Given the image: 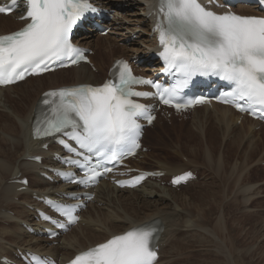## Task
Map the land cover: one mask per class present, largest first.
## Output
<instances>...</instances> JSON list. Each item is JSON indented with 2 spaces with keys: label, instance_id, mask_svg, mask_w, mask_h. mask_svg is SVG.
Here are the masks:
<instances>
[{
  "label": "snow or ice",
  "instance_id": "obj_1",
  "mask_svg": "<svg viewBox=\"0 0 264 264\" xmlns=\"http://www.w3.org/2000/svg\"><path fill=\"white\" fill-rule=\"evenodd\" d=\"M25 4L21 19L28 20L26 26L0 35V86L86 59L71 36L86 13L97 11L89 0H25ZM16 5L17 0H11L10 6H0V14L10 15ZM158 14L161 19L154 31L162 48L159 55L166 72L178 77L174 87L137 78L127 62L118 61L112 78L101 86L82 85L45 93L42 104L46 107L35 121L34 136L67 137L59 139L71 153L65 163L81 169L85 177L77 180L72 174L61 173L69 182L87 186L114 170L107 165L135 154L142 135L140 119L151 124L155 116L134 97L148 99L155 95L177 111L206 103L204 98L185 101L180 96L196 76H214L227 82L231 90L224 92L220 101L253 116L259 113L258 118L264 119V17L217 14L200 0H159ZM141 84L151 85L156 92L135 91L134 86ZM144 178L141 175L119 183L121 187H135ZM55 207L69 223L78 221L75 208ZM154 240L151 227L134 228L78 254L71 264H155ZM30 260L31 264H46L35 255Z\"/></svg>",
  "mask_w": 264,
  "mask_h": 264
},
{
  "label": "bare ground",
  "instance_id": "obj_2",
  "mask_svg": "<svg viewBox=\"0 0 264 264\" xmlns=\"http://www.w3.org/2000/svg\"><path fill=\"white\" fill-rule=\"evenodd\" d=\"M150 2L151 0H126L121 5L104 3L114 9L121 8L120 11L125 12V16L119 19L115 34L105 38V43L87 40V44L96 51L93 60L99 71L98 75L100 73L103 74L107 63L111 62L117 55L129 58H142L145 55V58H147V55L152 51V46L155 42L149 37L150 19L147 18ZM135 9L137 12H134ZM15 18V16H0V33H8L10 30L21 26L22 23H17ZM137 31L142 33L140 39L128 41V38ZM100 43L105 45L101 48L102 52L99 49ZM112 46H115L117 51L111 50ZM43 78H48V81L43 83ZM33 81H36V83H34L35 85L32 88L25 86L24 89H20L18 92H4L21 88L23 85L32 86ZM101 81L102 78L97 77L88 66H83L73 70L48 74L23 82L16 87L0 90V135L4 137L3 140L9 145V149L5 150L8 152V158L7 156L0 157V224L9 223L7 227L4 226L5 224L0 225V259L3 256H14L17 249L39 248L40 251L67 261L76 252L97 245L112 235L123 233L139 224L160 219L164 225V232L160 241V264H174L176 259L175 250L177 248L191 250L192 248H189L191 243L189 244L187 239L194 238L195 227H203L205 222L209 220L206 215L205 202H202L201 206L200 204H195L187 195L176 194L174 190L161 185V183L159 184V182H146L137 190L118 191H115L108 183H104L99 186L96 192V202L91 204L83 214L82 223L59 241L58 246L54 247L49 244L48 240L38 239L29 235L21 227V221L30 222L32 220V212L25 206V203L32 204V193H46L48 189L55 187L39 176L38 170L41 166L28 160L31 156L47 154L41 149V145L32 139L31 120L38 97L44 90L53 89L61 85L101 83ZM198 111H202V118L194 122L195 131L192 134L193 140L191 142L193 144L189 148V156L197 158L199 153H203L206 158L205 163L208 166L210 165L209 167L212 170L217 168V173L225 181L229 179V175L230 183H232V179L234 180V186L247 184L249 165L253 164L256 166L264 163V126L257 130L258 124L247 118H244L239 125L240 117L230 109L221 106H214L212 110L199 109L196 112ZM152 132L153 130L149 129L147 134L151 136ZM4 148L0 147V156L6 155L7 152L4 151ZM156 149L157 147H154V150ZM231 153H234V155L239 154L244 158L243 164L238 163L242 165L241 170L240 167L231 161ZM45 164H48V161H44L42 166ZM208 166L206 165V167ZM135 167L142 170H152L139 166ZM158 170L165 172L169 177L185 172L184 169H172L164 164ZM238 170L239 174L237 173ZM235 173H237L236 177H234ZM24 177L29 178V186L27 190L19 192L17 189L21 185L13 184L12 182ZM236 188L234 187L235 190H237ZM262 192L263 190L259 187L254 188V190L253 188H246L242 189V195L240 196L244 199V205H248L253 197L260 196ZM16 197H19L18 202L15 200ZM234 201V204H239V200L236 198ZM110 203H114V207H118L117 210L119 211L116 208L111 209ZM99 204L103 206L99 207ZM133 204L135 206L139 205L138 208L136 207L139 211L136 215L132 214V210L136 209ZM209 204L211 206L212 203ZM130 206L133 208L128 214L127 211H129ZM122 207H124L125 211ZM186 207L195 211L196 217L193 221L192 214L184 217L185 211L183 208ZM10 211H14L13 216L9 214ZM146 211H148V214L146 213L143 216L142 213ZM247 217L243 216V219L246 220ZM227 219L229 218L226 214L221 213L213 225L214 229L209 232L214 240L215 255L220 259L217 260L218 262H221V259L224 263H228L230 259L235 262V252L241 253L240 260L248 258L253 261L259 253L264 252V246L260 245L261 243H257L258 247L256 246V248L254 243L247 238L250 235L247 237L242 236L241 232L247 229L245 228L246 225L242 223L244 220L241 219L239 223L234 222L239 225L238 228H230ZM210 221L212 222L213 220ZM261 221V229L264 232V218ZM120 223L121 225H119ZM239 233L241 235L237 237ZM238 239H245L249 242H240V245ZM203 250L205 249L200 250V253ZM180 256L182 258V255ZM257 261L255 259L256 264H264V256L263 258L259 256Z\"/></svg>",
  "mask_w": 264,
  "mask_h": 264
},
{
  "label": "rangeland",
  "instance_id": "obj_3",
  "mask_svg": "<svg viewBox=\"0 0 264 264\" xmlns=\"http://www.w3.org/2000/svg\"><path fill=\"white\" fill-rule=\"evenodd\" d=\"M134 12H137V10L135 9ZM102 42L105 43L104 41H102ZM112 47H113V49L116 48L115 46H112ZM34 85L35 84H32V86L23 85V87L19 88V90L24 89L25 86H27L28 88H32V87H34ZM196 113L197 114L202 113V111H198ZM200 116H201V114H200ZM191 119L192 118H189L188 120H185V121H173V122H170V125H167V124L158 125L154 132H160L162 130H165L163 135L157 137L156 135H154V132H152L151 136L154 135L153 137H151L148 134L146 136V137H150L146 141L147 144L151 145L152 147H157V149L154 150V152L150 151L148 153L149 155L143 154L141 157H147V158L139 161V164H141V166H143V168H145V167H146V169L147 168H153L152 170L160 169V166L162 164L168 165L172 169H178V168H179V170L184 169V171H188L189 169H193L195 167H196L195 170L198 169V175H199L200 180L197 182V184L193 185V186L183 190V192H179V193L187 195L188 197L191 198V201H194L195 204H200V206H201L202 202H205L204 205H206V207H205L206 208V215H207V218H209V220H207L205 222L203 227H199V228L195 227L196 229L194 231V238L187 239L189 241V244L191 243V245L189 247V248H192L191 250L190 249L189 250H182L179 248H177L175 250L174 255H175L176 259H175L174 264H252V262H253V264H256L255 259L257 261V258L259 256H261L263 258L264 252L261 254L259 253L260 255L256 252V254H258V256L253 261H251L248 258L247 259L243 258L240 260L241 253L235 252V254H234L235 262H233L232 259H230L228 261V263H226V262L224 263V261H222V259H221V262L220 261L218 262L217 260H220V259L215 255L216 252H215L214 247H213L214 240L210 236L209 232H210V230L214 229L213 225L215 224L218 216L221 213H225L226 216L229 218V219H227V221H228L230 228L231 227H237L238 228L239 225L235 224V223H239V221L241 219L244 220L242 223L244 225H246L245 228H247L248 230L245 229V231H243L244 233L241 232L242 236L244 235L245 237H247L248 235H250L247 238L249 241L254 243V247H256V246L258 247L257 243H261L260 245L264 246V241H263L264 240V234H263L264 232L261 229V226H262L261 220L264 218V184H262L264 181V175H263L264 166H261V164L260 165L258 164V166H252L253 164H250L249 165L250 167L247 170L248 180H247V184H245V185H242V186L235 185L234 186V182H233L234 180L232 179V183H230L229 175H228L229 179H227V181H225L224 178L217 173V168L214 167L215 169L212 170V168L209 167L210 165L208 166V164L205 163L206 158L203 155V153H199L197 158H193V157L189 156V153H188V152H190L189 148H191V145L193 144L191 142L193 140L192 134L195 131V129L193 127L195 121L192 123ZM3 139H4V137L0 135V147H2V148L5 147L4 148V151H5V150L9 149V145H7V142H5ZM4 144H6V145L3 146ZM150 149H151V147H150ZM5 152H7V151H5ZM181 155H182V157L186 158V160L189 163L187 161H185V159H183L181 157ZM6 156L8 158V152L6 153L5 156H0V157L3 158ZM230 156H231V161L236 166L240 167V170H241L242 165H239V164L240 163L243 164L244 158H242V156H240L239 154L234 155V153H231ZM240 158H241V160H240ZM190 160H192V161H190ZM206 165L208 167H206ZM187 168H189V169H187ZM258 171H260V173H257ZM238 172H239V170L237 171V173ZM261 172H263V173H261ZM237 173H235L234 177L237 176ZM229 174H230V171H229ZM259 176H263V177L261 178ZM159 184H160V182H159ZM234 187L235 188L238 187V188H236L237 190H235ZM256 187H259L263 190L262 194L260 196L253 197V199L250 201V203L248 205H244L245 204L243 201L244 199L240 196V195H242L241 194L242 189L253 188V190H254V188H256ZM175 193L178 194L177 191H175ZM204 193H205V195H204ZM219 196H221V197H219ZM235 198L237 200H239V204H237V205H236V203L234 204ZM18 199H19V197H16L15 200L17 201ZM202 199H203V201H202ZM214 199H215V201H214ZM230 199H232V200H230ZM242 201H243V203H241ZM209 203H212L211 206ZM110 204H111L110 205L111 209L116 208V210H117L118 207H114V203H110ZM98 206L101 207L103 205L99 204ZM138 206L139 205L135 206L134 208H136V207L138 208ZM162 206H160V207H162ZM164 206H166V205H164ZM122 208L124 209V207H122ZM131 208H133V207H131V206L129 207V211H127L128 214L131 212V210H132ZM137 208L133 209L134 211L132 210L133 215L134 214L136 215L139 213ZM183 210L185 211L184 217H187L189 214H192V221L195 219L196 213L193 209L186 207V208H183ZM211 210H213V211H211ZM117 211H119V210H117ZM124 211H125V209H124ZM135 212H137V213H135ZM217 212H218V214H217ZM146 213L148 214V211L142 213L143 216ZM9 214L13 216L14 211L9 212ZM235 215H237V216L234 217ZM247 215H248V217H247ZM243 216L247 217V219L246 220L243 219ZM127 217H129V216L127 215ZM210 220H213V221L211 222ZM236 221H238V222H236ZM1 224L2 225L5 224L4 226L7 227L9 223L5 222V223H1ZM119 225H121V223ZM249 231H251L253 233H250ZM241 233H239L237 235V237H239V235H241ZM253 234H256L257 237H256V235H253ZM241 240L238 239V242L240 245H241L240 242H249L248 240H245V239H241ZM202 249H205V250L209 249V250H206V251L203 250L200 253V250H202ZM180 255H182V258H180L181 257ZM166 257H165V259H166ZM178 257H179V259H178ZM182 260H184V261H182Z\"/></svg>",
  "mask_w": 264,
  "mask_h": 264
}]
</instances>
